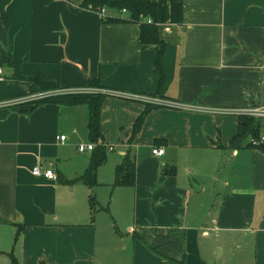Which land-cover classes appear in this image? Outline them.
<instances>
[{
  "label": "crops",
  "instance_id": "obj_1",
  "mask_svg": "<svg viewBox=\"0 0 264 264\" xmlns=\"http://www.w3.org/2000/svg\"><path fill=\"white\" fill-rule=\"evenodd\" d=\"M107 19L70 0H0V61L62 89L99 80L107 92L106 160L88 186L81 177L99 150L88 107L27 104L40 88L1 67L0 264H264V145H254L264 118L231 112L264 109V0H184L183 23L159 25L163 81L160 46ZM147 105L159 108L135 133ZM245 119L257 134L238 139ZM126 156L135 187H114ZM37 165L58 180L33 176ZM201 177L212 186L207 212L195 199Z\"/></svg>",
  "mask_w": 264,
  "mask_h": 264
},
{
  "label": "trees",
  "instance_id": "obj_2",
  "mask_svg": "<svg viewBox=\"0 0 264 264\" xmlns=\"http://www.w3.org/2000/svg\"><path fill=\"white\" fill-rule=\"evenodd\" d=\"M83 8L92 6L94 10L105 9L108 14L107 21L109 23H135L141 29V41L144 45L160 46L157 56L156 68L162 75L163 69L161 66L162 57L165 54L166 44L159 37V25L167 21L174 24H182L184 21V0H162L160 4L158 0H78ZM123 11L126 14L123 15ZM126 16V17H125ZM152 23L149 24L148 20ZM8 23V20H5ZM10 64L13 70L12 78L17 81H29L36 84L41 92L61 89L60 85L54 81H45L37 77H26L21 73L18 64L12 61V58L0 61V67L5 64ZM100 86L99 80H90V87ZM106 98L105 94L95 95H59L52 98L43 99L36 107L44 104H56L65 107H80L87 106L89 109L88 133L92 143L99 146V150L93 155L91 164L86 174L81 177L88 186L96 184V175L99 167L105 162L107 150L104 145V139L101 134V110L102 103ZM158 106L147 105L145 112L138 118L134 125V132L138 133L147 114L153 109H158ZM247 127H241L237 136L242 139L249 131L257 134L256 122L254 120L245 119ZM242 124V123H241ZM136 184V162L126 156L115 172L114 187L127 186L135 187ZM91 212L94 214L98 208L95 200L90 199ZM19 264V263H14Z\"/></svg>",
  "mask_w": 264,
  "mask_h": 264
},
{
  "label": "built area",
  "instance_id": "obj_3",
  "mask_svg": "<svg viewBox=\"0 0 264 264\" xmlns=\"http://www.w3.org/2000/svg\"><path fill=\"white\" fill-rule=\"evenodd\" d=\"M72 2H75L77 4H80V2H78V0H70ZM89 10H94V8L92 6H89L88 8ZM102 13V15L107 19L109 16L106 12L105 9L102 10H98ZM126 14V11H123V15ZM148 23L151 24L152 20L149 19ZM5 77H4V73H3V69L0 67V81H4ZM50 93V94H49ZM47 97H44L43 99L46 98H52V97H56L59 95H95V94H106L107 92L101 91V90H95L92 88H87V89H62L59 92H49ZM148 100V99H146ZM153 104L152 105H162V101L159 100H154L151 101ZM229 112V111H226ZM231 112H233L234 114L238 115V116H252V117H257V118H264V109H236V110H232ZM59 140H61V142H65L66 140V136H62L59 138ZM255 146H261L264 145V137H262L261 139H259L258 141L254 142ZM95 149V145L94 144H88V145H79L78 150L80 153H84L86 151H93ZM153 155L156 157H162L165 153L164 149L158 148L153 150ZM33 176L38 177V178H45L49 181H57L58 180V176L55 173L53 168H47L43 165H37L36 167H34L33 169Z\"/></svg>",
  "mask_w": 264,
  "mask_h": 264
},
{
  "label": "rangeland",
  "instance_id": "obj_4",
  "mask_svg": "<svg viewBox=\"0 0 264 264\" xmlns=\"http://www.w3.org/2000/svg\"><path fill=\"white\" fill-rule=\"evenodd\" d=\"M89 88L103 91L100 86H97V87H89ZM60 90H62V88L61 89H57V90L48 91V92H41V93H39L36 96H31V97L23 98L24 99L23 101H27V104L36 105V104L40 103L44 97H47V95H48L49 92H59ZM144 99H148V98H144ZM248 139L251 140L250 137ZM188 175L191 177V173H188ZM196 178H198V177H196ZM191 179H192V177L190 178V180ZM200 180L202 182H208L207 179H203V177H201ZM211 192H212V186H210V184L208 182V185H206V183H205V190L203 192H200V193H196L195 194L196 195L195 196L196 197L195 198L196 201H198V203L203 207L204 211L206 210V212L208 211V209L210 210L211 207L214 204V201H213V197H212V193ZM216 203H217V201H216ZM215 207H217V206H215ZM219 252H221V251H219ZM225 257H226V254L224 255V257L222 258L221 261H223Z\"/></svg>",
  "mask_w": 264,
  "mask_h": 264
},
{
  "label": "water",
  "instance_id": "obj_5",
  "mask_svg": "<svg viewBox=\"0 0 264 264\" xmlns=\"http://www.w3.org/2000/svg\"><path fill=\"white\" fill-rule=\"evenodd\" d=\"M62 123L65 126V128H69V125H71V120L64 119V120H62ZM193 187H194L195 191H199L200 190L199 187H197V185L195 183H193Z\"/></svg>",
  "mask_w": 264,
  "mask_h": 264
}]
</instances>
